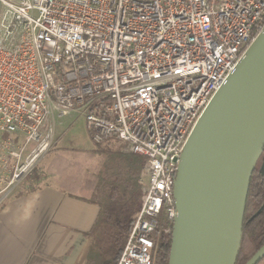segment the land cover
<instances>
[{
    "label": "built area",
    "instance_id": "built-area-1",
    "mask_svg": "<svg viewBox=\"0 0 264 264\" xmlns=\"http://www.w3.org/2000/svg\"><path fill=\"white\" fill-rule=\"evenodd\" d=\"M263 27L264 0H0L3 190L46 151L51 117L77 115L94 143L145 156L139 209L111 264H153L184 145Z\"/></svg>",
    "mask_w": 264,
    "mask_h": 264
},
{
    "label": "water",
    "instance_id": "water-1",
    "mask_svg": "<svg viewBox=\"0 0 264 264\" xmlns=\"http://www.w3.org/2000/svg\"><path fill=\"white\" fill-rule=\"evenodd\" d=\"M264 149V27L194 125L173 182L168 264H235L248 186ZM264 244L244 263L257 264Z\"/></svg>",
    "mask_w": 264,
    "mask_h": 264
},
{
    "label": "trees",
    "instance_id": "trees-1",
    "mask_svg": "<svg viewBox=\"0 0 264 264\" xmlns=\"http://www.w3.org/2000/svg\"><path fill=\"white\" fill-rule=\"evenodd\" d=\"M113 140L94 143L96 147L87 154V158L100 157L95 171H89L81 161L68 159L63 154L67 147H59L47 165L62 190L98 208L85 233L89 240L86 264H111L118 259L139 209L145 156L125 150L126 142L115 144ZM263 160L264 149L250 177L235 264H244L264 244V176L259 167ZM169 227L170 231L165 230ZM171 230L172 224L160 213L152 234L153 264H168ZM257 264H264V256Z\"/></svg>",
    "mask_w": 264,
    "mask_h": 264
},
{
    "label": "crops",
    "instance_id": "crops-1",
    "mask_svg": "<svg viewBox=\"0 0 264 264\" xmlns=\"http://www.w3.org/2000/svg\"><path fill=\"white\" fill-rule=\"evenodd\" d=\"M14 141L20 144L21 136ZM49 161L44 168L34 166L8 189L3 190L0 180V264L87 262L85 233L98 208L62 190L47 171ZM10 174V169L0 170V178Z\"/></svg>",
    "mask_w": 264,
    "mask_h": 264
},
{
    "label": "rangeland",
    "instance_id": "rangeland-1",
    "mask_svg": "<svg viewBox=\"0 0 264 264\" xmlns=\"http://www.w3.org/2000/svg\"><path fill=\"white\" fill-rule=\"evenodd\" d=\"M49 127L50 137L47 149L43 155L36 160L34 166L44 168L53 154L59 150V147H67L68 150H65L63 154L68 159L83 162L89 171H95L99 167L100 157L98 155L87 158V154L94 149L96 145L90 138L83 118L74 114L63 117L53 115L49 122L43 127V131H47ZM113 142L119 144L121 141L113 140ZM30 147H32V145ZM125 150H129L128 146H125ZM25 153L26 152H24V154ZM5 161L7 162L5 163ZM11 164L12 160L8 159L6 150L0 144V170H9ZM259 167L264 176V160L260 162ZM145 178L146 174L143 167V173L139 179L141 187Z\"/></svg>",
    "mask_w": 264,
    "mask_h": 264
}]
</instances>
